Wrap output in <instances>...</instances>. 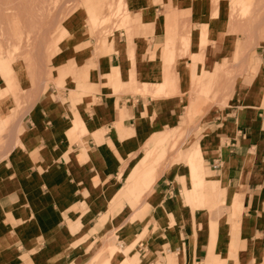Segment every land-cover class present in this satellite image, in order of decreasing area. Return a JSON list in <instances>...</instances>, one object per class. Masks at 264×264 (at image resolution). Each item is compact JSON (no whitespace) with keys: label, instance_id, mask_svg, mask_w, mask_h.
Listing matches in <instances>:
<instances>
[{"label":"crops","instance_id":"1","mask_svg":"<svg viewBox=\"0 0 264 264\" xmlns=\"http://www.w3.org/2000/svg\"><path fill=\"white\" fill-rule=\"evenodd\" d=\"M127 3L129 29L61 51L67 87L34 90L24 109L0 84V264H264V37L247 49L212 0ZM86 21L70 16L68 36ZM220 66L237 71L234 88L205 106L193 80L206 86ZM193 115L200 136L178 151L189 170L147 175Z\"/></svg>","mask_w":264,"mask_h":264},{"label":"rangeland","instance_id":"2","mask_svg":"<svg viewBox=\"0 0 264 264\" xmlns=\"http://www.w3.org/2000/svg\"><path fill=\"white\" fill-rule=\"evenodd\" d=\"M212 2L213 16H220L221 5L227 7L225 32L235 38L242 37V41L247 42V49L254 48L257 36L264 37L261 22L264 18V0H249L247 2L250 6L238 3L234 7L236 0H212ZM92 5L100 12L95 16H91L88 10V6ZM225 6L222 7L223 10H225ZM75 14L83 16L87 20L86 26H79L77 31L72 32L73 36H68L69 30L64 24L70 16ZM130 17L127 0H0V78L5 80V83L0 82L1 86L5 85L6 94L9 95V91H11L17 107L23 106L24 109L32 100L34 90L42 88V86L47 90L50 82H54L59 88L67 87L66 82L59 81L55 76L59 71L55 62L59 64L65 55L61 51L83 35L91 34L101 40L110 37L117 28L129 29L132 23ZM94 19L96 23H94ZM208 35V26H203L200 39L201 49L207 45ZM188 45L189 41L186 46ZM59 53L61 56L54 61ZM166 56L169 57L167 60L165 59L166 66L169 68L174 56L168 53ZM202 56L200 53L192 54V57L199 58V61H202ZM236 73L235 70L228 72V70H224L223 66H220L215 80H208L206 86L193 80L194 87L191 92L202 97L206 102L205 106L208 103L224 105L226 101L221 99H224V93H230L233 90ZM167 76L169 83L166 84L164 90L171 87L174 82L170 70H167ZM7 77L12 81H6ZM224 77H226L225 80ZM20 85L23 87L19 88ZM157 90L159 91L158 88ZM202 104L201 102L200 109L194 115L203 113V109L206 107L203 108ZM194 115L192 119L188 120L187 127H185L193 132L189 137L185 136L184 130L181 133L183 136L179 140L169 144L166 155H164L165 151L156 154V156L154 153L149 155L146 164L147 175L157 176V171L164 169H171L178 173L189 170L185 157L180 156L178 151L192 146V143H196L200 136V131L195 130L200 123ZM1 143L2 141H0V146ZM152 164L156 166H152ZM189 165L193 185L197 184L198 188H203L201 183L195 182L191 164L189 163ZM113 249L124 251V249L113 245L110 248V253ZM103 254L104 252L99 253L95 259H100ZM215 256L221 257L218 254ZM220 260L218 264H226L222 257ZM104 261V264H107L109 260Z\"/></svg>","mask_w":264,"mask_h":264},{"label":"bare ground","instance_id":"3","mask_svg":"<svg viewBox=\"0 0 264 264\" xmlns=\"http://www.w3.org/2000/svg\"><path fill=\"white\" fill-rule=\"evenodd\" d=\"M217 14V13H216ZM217 16V15H216ZM94 21V23H96V21H95V19L93 20ZM190 43V42H189ZM6 81H8V82H10V81H12V79H8V77L6 78ZM146 88V87H145ZM157 88L159 89V91H162V90H164L165 88H166V85L164 84V83H162V84H159V85H157ZM7 95V94H6ZM2 98V96L0 97V99ZM1 103V102H0ZM73 128L76 130V131H78V133H79V131H81L82 133H85L86 131H87V128H86V125H85V123H78V122H76V123H74V125H73ZM200 147V146H199ZM154 152L152 151V153H151V155L153 154ZM199 183H202V182H199Z\"/></svg>","mask_w":264,"mask_h":264}]
</instances>
